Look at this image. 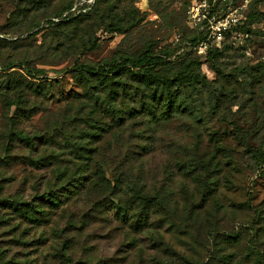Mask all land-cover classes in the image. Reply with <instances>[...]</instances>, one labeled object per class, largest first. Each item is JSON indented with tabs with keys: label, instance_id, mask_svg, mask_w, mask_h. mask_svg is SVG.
<instances>
[{
	"label": "rangeland",
	"instance_id": "374dc122",
	"mask_svg": "<svg viewBox=\"0 0 264 264\" xmlns=\"http://www.w3.org/2000/svg\"><path fill=\"white\" fill-rule=\"evenodd\" d=\"M205 1L207 21L196 24L190 8ZM227 16L240 22L214 37L211 22ZM141 57L152 60L142 71L124 65ZM137 73L157 84L150 89ZM18 83L28 89L18 92ZM99 105L133 117L105 144L86 125ZM73 134L85 156L105 145L109 180L124 179L154 201L140 253L121 251L115 224L93 226L100 259L120 251L122 264H257L264 256V0H0V198L31 200L66 183L70 175L53 173L56 165L34 171L32 161L43 148L62 154ZM60 158L59 166L71 165L67 153ZM9 215L0 207L3 226ZM23 241L12 249L19 264L60 257L58 244L31 234Z\"/></svg>",
	"mask_w": 264,
	"mask_h": 264
},
{
	"label": "trees",
	"instance_id": "16d2710c",
	"mask_svg": "<svg viewBox=\"0 0 264 264\" xmlns=\"http://www.w3.org/2000/svg\"><path fill=\"white\" fill-rule=\"evenodd\" d=\"M149 63H152V60L149 62L148 57L124 60L126 67L139 71H142ZM101 74L108 75L105 72ZM134 76L141 79L150 89L157 84L155 80L149 81L144 73H137ZM26 88L25 85L18 83L16 90L23 93ZM163 96L164 93H162ZM171 103L172 99L168 98V106H171ZM15 105L16 102L11 104V106ZM113 111L106 105H99L90 111L86 119V125H95L92 126L96 132L94 137L100 144L109 142L111 136L117 134V131L125 127L133 118L132 115L116 114ZM149 117L157 121L156 110H152ZM77 138L73 134L64 147H59L63 155L67 153L71 157L69 160L71 165L59 166L55 161H63L60 158L62 154L56 155L53 148H43L44 154L32 161L34 171H43L46 166L56 165L51 169L53 173L64 172L70 175L66 183L63 185L56 183L58 186L54 185L53 188L50 185L46 194L32 197L33 200L0 198V207L10 211L9 216L12 221L8 226H3V220L0 217V264H19L16 261L17 255L12 252V249L15 246L27 245V242L23 240L27 239L28 234L33 235L35 239L44 240L45 243L59 245L60 257L51 264H122L126 262L127 258L124 256L116 258L120 255V251L115 254V257L112 255L109 258L100 259L97 245L90 243L94 237H91L89 231L93 226L103 222L116 225V232L112 234L119 233L124 239L121 251L125 248H131L134 252L138 250V253L142 251L140 237L146 233L149 223L148 214L144 213L146 208L150 209L151 205H154V201L146 200L141 187L138 188L139 190L135 186L130 187L124 179L120 181L108 179L105 166L102 165L105 162L104 155L109 153L105 145L92 149V153L85 156L88 151L77 144ZM20 139L29 147H34L35 141L31 136L20 137ZM45 159H48L47 162ZM82 162L85 163L82 164ZM127 189L130 190L128 196ZM91 191L96 195L92 200L90 199ZM88 202H94L93 208L83 209L82 206ZM112 209L115 210V216L111 212ZM95 214L99 216L98 219L94 216ZM126 241L129 244H126ZM23 242L26 243L21 244ZM113 260L118 262L114 263ZM256 263L264 264V256L259 255Z\"/></svg>",
	"mask_w": 264,
	"mask_h": 264
},
{
	"label": "built area",
	"instance_id": "2783aa9c",
	"mask_svg": "<svg viewBox=\"0 0 264 264\" xmlns=\"http://www.w3.org/2000/svg\"><path fill=\"white\" fill-rule=\"evenodd\" d=\"M194 2H197V0H194ZM205 7H207L206 1L205 5L202 3L200 6L190 8L189 17L190 19L194 20V23L198 24L202 21H207V15L202 11L205 9ZM239 22L240 20L238 18H231L227 16V18L221 22H211L210 28L213 32V36L221 39L226 34L231 32L232 28L235 27Z\"/></svg>",
	"mask_w": 264,
	"mask_h": 264
}]
</instances>
